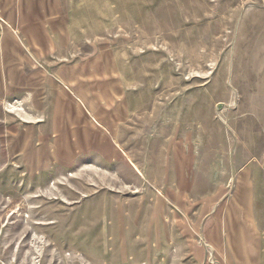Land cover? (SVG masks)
Returning a JSON list of instances; mask_svg holds the SVG:
<instances>
[{"label":"rangeland","instance_id":"rangeland-1","mask_svg":"<svg viewBox=\"0 0 264 264\" xmlns=\"http://www.w3.org/2000/svg\"><path fill=\"white\" fill-rule=\"evenodd\" d=\"M37 1L0 0V149L46 154L0 157L1 264H264V0Z\"/></svg>","mask_w":264,"mask_h":264},{"label":"crops","instance_id":"crops-1","mask_svg":"<svg viewBox=\"0 0 264 264\" xmlns=\"http://www.w3.org/2000/svg\"><path fill=\"white\" fill-rule=\"evenodd\" d=\"M16 1V5L18 4H32V6L34 4H38V1L36 0V2H32V0H15ZM49 3H47L46 1H41L40 5L43 8L44 5H47ZM10 37L8 35H6L5 37V43L7 45H14L16 44V42L14 40L11 39V41H9ZM0 78H2L0 76ZM7 92L4 91H0V97L6 96ZM6 144H4V149H0V157L6 158L7 162H6V167L7 168L9 166V160L12 158H21L22 160L17 163V168H21L24 165H28L30 164L31 166H35L36 168H38V163L43 165V158L46 157L45 154V146L42 147H37L36 144H34L33 146H29V142L32 143V141L30 140H23V142L25 143L24 148H22L21 150H17L15 148H13L11 141L9 140V137L6 135L5 136V141ZM10 142V144H9ZM21 146V144H20ZM31 151V153H30ZM61 156V155H58ZM47 157L52 158L51 155L49 156V154L47 155ZM28 159H31L30 161ZM15 165V166H16ZM249 202V201H248ZM239 204H244V205H251L252 203H247V202H240ZM227 248V249H225ZM202 253H198V261L197 264H211L209 262H206V259L204 258V251H201ZM217 254H219V256L216 255L217 260H218V264H263L261 261V252L259 249H257L256 246H252L251 240L249 241H242V236L241 239H238L235 242V245L233 246L232 244H230L228 247H223L222 249H220L219 251L216 252ZM203 254V255H202ZM1 264V262H0ZM3 264V263H2Z\"/></svg>","mask_w":264,"mask_h":264}]
</instances>
